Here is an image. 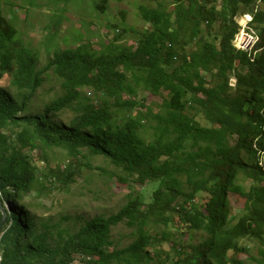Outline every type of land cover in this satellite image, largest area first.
<instances>
[{
    "label": "trees",
    "instance_id": "16d2710c",
    "mask_svg": "<svg viewBox=\"0 0 264 264\" xmlns=\"http://www.w3.org/2000/svg\"><path fill=\"white\" fill-rule=\"evenodd\" d=\"M150 1L135 44L120 42L123 30L102 51L58 49L43 69L0 7V264H246L240 252L264 264V0ZM247 14L257 40L243 49L234 40ZM54 16L50 41L63 22ZM49 71L64 93L29 113ZM142 91L163 98L157 124L151 107H138ZM54 147L68 155L55 166ZM100 155L108 165H92ZM87 167L131 189L118 212L61 228L32 213L26 198L44 187L39 174L66 191ZM120 223L133 238L122 248L112 231Z\"/></svg>",
    "mask_w": 264,
    "mask_h": 264
},
{
    "label": "rangeland",
    "instance_id": "374dc122",
    "mask_svg": "<svg viewBox=\"0 0 264 264\" xmlns=\"http://www.w3.org/2000/svg\"><path fill=\"white\" fill-rule=\"evenodd\" d=\"M13 4H10V2ZM102 0H0V7L3 13L12 19L15 16V25L19 30V36L24 40L25 45L30 46L39 56L38 68L43 69L48 62L50 56L56 50L74 47L81 42H91L92 47L97 51H102L107 41L111 40L116 33L124 35L121 39L123 44H135L139 33L150 26L149 23L141 16V7L143 5L156 6V2L150 0H107V7L104 12L95 8L96 3ZM64 8V10H62ZM55 14L63 16V22L56 36L49 40L52 29L48 27ZM250 15L238 17L241 24V31L237 34L234 43L236 46H242L239 36L245 32L246 38L253 36L252 44L257 38L254 30H250L248 21ZM114 25L119 27L115 30ZM251 46H249L251 48ZM233 79L235 77L233 76ZM90 91L91 90H87ZM64 89L62 80L53 72L49 71L44 75V82L38 90L36 100L30 105L29 113H43L45 106L51 100L63 95ZM92 95V93H91ZM143 99V104L138 106L141 111H148L151 107L150 115H147L149 124H157L156 113L164 111L161 107L163 98L155 96L150 92L142 91L139 95ZM72 112H66L71 115ZM202 124L206 120L200 116L198 118ZM63 121V120H62ZM147 138H153V130H144ZM52 165L64 163L68 159L67 149L63 147H54L49 153ZM92 165H108L109 161L104 156L90 157ZM37 163L42 168L45 165L44 160L38 159ZM40 181H44V187L40 192H34L27 196L26 202L30 203L32 213L43 221H48L57 227H66L77 222L83 223L79 216L84 215L90 219L99 214H110L118 212L127 202L128 194L131 189L124 187L118 183L116 179L110 178L109 175L96 174L90 168H84L83 173L77 178L68 190L54 189L50 180H46L39 174ZM145 197L149 201L152 196V184H150ZM142 186L138 185L136 193H139ZM11 204H14L12 199ZM16 201V200H15ZM20 206L19 202H15ZM233 212L238 213L241 204L232 206ZM66 217H71L67 219ZM163 227L153 229V232L161 230ZM113 237L118 248L126 246L132 241L130 229L127 223H120L112 228ZM1 237V236H0ZM241 244L256 253V244L243 239ZM1 242H0V255ZM238 259L244 260L246 264H258L257 261L248 257L246 252L237 254ZM74 264H83L76 261Z\"/></svg>",
    "mask_w": 264,
    "mask_h": 264
},
{
    "label": "built area",
    "instance_id": "2783aa9c",
    "mask_svg": "<svg viewBox=\"0 0 264 264\" xmlns=\"http://www.w3.org/2000/svg\"><path fill=\"white\" fill-rule=\"evenodd\" d=\"M252 38H253L252 36L250 37V39L246 38V37L244 39H240L239 38V40H242V42H241L242 46L239 45V46H236V47L245 48L246 49L250 45V43L252 42ZM0 240H1V237H0ZM1 259H2V255H0V261H1Z\"/></svg>",
    "mask_w": 264,
    "mask_h": 264
},
{
    "label": "water",
    "instance_id": "95a60500",
    "mask_svg": "<svg viewBox=\"0 0 264 264\" xmlns=\"http://www.w3.org/2000/svg\"><path fill=\"white\" fill-rule=\"evenodd\" d=\"M231 84H232V85H235V84H236V79H232ZM0 208H1L2 212H3V217H2V219H1V221H0V227H2L3 224H4V222H5V220H6L7 212H6L4 206L2 205L1 202H0ZM0 229H1V228H0Z\"/></svg>",
    "mask_w": 264,
    "mask_h": 264
},
{
    "label": "clouds",
    "instance_id": "9594fccd",
    "mask_svg": "<svg viewBox=\"0 0 264 264\" xmlns=\"http://www.w3.org/2000/svg\"><path fill=\"white\" fill-rule=\"evenodd\" d=\"M247 15H249V14H247ZM250 16H251V15H250ZM251 18H252V16H251ZM250 20H251V19H250ZM250 37H251V36H250ZM252 37H253V36H252ZM253 38H254V37H253ZM255 39H257V38H255ZM252 42H253V41H252ZM253 44H254V43H253ZM253 44H252V45H253ZM249 46H251V43H250ZM249 46H248L246 49L250 48ZM243 49H245V48H243Z\"/></svg>",
    "mask_w": 264,
    "mask_h": 264
}]
</instances>
